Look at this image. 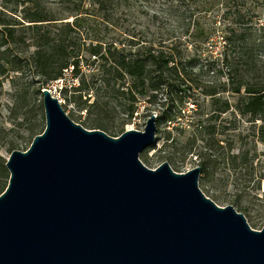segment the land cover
Wrapping results in <instances>:
<instances>
[{
	"label": "water",
	"instance_id": "95a60500",
	"mask_svg": "<svg viewBox=\"0 0 264 264\" xmlns=\"http://www.w3.org/2000/svg\"><path fill=\"white\" fill-rule=\"evenodd\" d=\"M45 126L6 159L0 193V264H264V226L198 187L200 167L151 169L143 130L112 137L86 129L41 89Z\"/></svg>",
	"mask_w": 264,
	"mask_h": 264
},
{
	"label": "trees",
	"instance_id": "16d2710c",
	"mask_svg": "<svg viewBox=\"0 0 264 264\" xmlns=\"http://www.w3.org/2000/svg\"><path fill=\"white\" fill-rule=\"evenodd\" d=\"M2 1L4 5L22 6V20L28 23L26 28L32 33L28 45L33 49L24 59L31 67L26 78L35 82L33 94H41V89L61 79L64 69L71 67V76L77 79V84L61 86L60 93L68 103L74 104L77 111H84V117L79 113L74 122L86 129H120L122 132L123 125L138 114L140 97H146L148 103L154 102V92L172 79L199 89L202 95L215 101L221 91L235 97L234 102L227 98L221 110L237 111L241 117H247L256 132L254 144L260 142L263 147L257 157L249 156L248 150L233 152L232 142L229 143L227 161L232 172V197L227 203L243 214L250 227L264 224V190L260 192L261 182H264V0H176L179 3L174 4L173 11L181 10L186 4L194 5L198 15L210 18L204 29L198 26L200 17L193 20V54L187 51L186 46L182 47L184 43L179 42L180 37L173 40L169 32L160 30L156 36L148 37L130 24L122 26L115 36L106 40H93L79 33L78 29L90 11L100 13L108 21L116 11L131 14L135 0H57L53 8L44 0ZM15 22L21 23L0 11V49L6 47L0 50V74L9 69L22 70L20 56L14 54L9 60L2 57L8 46L15 43ZM52 28L56 31L53 32ZM215 33L222 40V50L217 56L210 52L205 58V67L208 75L224 77V80L219 83L215 80L200 81L191 69L204 53L201 46ZM156 42L157 46L154 45ZM6 62L11 64V68L6 66ZM197 66L202 68L200 64ZM82 90L92 91L89 96L92 99L82 100ZM20 91L16 92L17 95ZM32 105L38 122L28 127L30 143L44 129L37 117L41 104L34 101ZM153 111L156 112L155 109ZM116 117L118 122L115 125L113 122L108 124ZM155 121L173 122L174 117L161 113L156 115ZM204 122L205 118H198L187 124L193 126L195 134L202 135L199 137L202 141L199 149L196 150L198 137L195 134L185 143L200 157V174L209 167V158L203 150L207 151L216 144L210 142V137H205L212 132ZM16 148L14 141L9 142V154ZM254 159H257L255 165ZM5 162L6 159L0 155V193L9 178ZM210 199L215 202L219 197L212 195Z\"/></svg>",
	"mask_w": 264,
	"mask_h": 264
},
{
	"label": "rangeland",
	"instance_id": "374dc122",
	"mask_svg": "<svg viewBox=\"0 0 264 264\" xmlns=\"http://www.w3.org/2000/svg\"><path fill=\"white\" fill-rule=\"evenodd\" d=\"M45 3L53 8L57 0H44ZM178 1L171 0H135L131 6V14L125 15L122 10L116 11L112 16L108 17V21L103 19V16L94 11H90L86 17L85 23L79 27L78 31L82 35L88 36L90 39L106 40L112 36H115L122 26L130 24L135 30H140L143 34L156 36L160 31L169 32L172 39L180 37L181 43H184L182 47L186 46L187 51L193 54V32L192 27L195 23L193 20L199 18L198 26L205 28L209 24L210 18L208 15H198L195 11L194 5L182 6V9L175 12L173 11L174 4ZM186 8V9H185ZM190 8V9H189ZM185 9V13H183ZM191 10L193 15L190 16ZM0 11H2L7 17L15 19L20 24H14L16 29V39L14 44H10L5 50V54L2 56L5 59H11L16 54L22 58L19 63L21 71H13L9 69L4 74H0V155L7 159L9 151L7 150L9 142L14 141L17 144L15 150L24 151L30 145V139H28V127L38 122L36 119L35 111L32 103L39 102L41 108L38 111L37 117L39 121L45 126L43 107L41 103L42 95L33 94L35 88V82L26 78L31 72L29 64L25 63V59L32 51L33 47L29 46L31 31L26 28L27 22L22 20L23 12L21 5L5 4L0 0ZM155 14V16H152ZM175 14V15H174ZM186 15L182 18V15ZM199 27V28H200ZM52 31H56L52 28ZM75 35V33H73ZM88 42V41H87ZM178 42V43H179ZM157 46V42L154 43ZM2 47L0 50L5 49ZM203 51V55L196 63L200 64L202 68L199 69L197 65L192 67L191 72L195 74V77L200 81L215 80L217 83L224 80V77H211L208 75L206 69L207 55L210 52L213 56H217L222 50V40L217 33L212 35V39H209L200 48ZM6 66L11 68V64L6 62ZM17 66V64H16ZM197 66V67H196ZM69 69H64L61 79L53 81L48 85L53 97H56L65 113L73 121L75 117L80 113L81 117H84V111H77L73 103H68L62 93H60L61 86H69L70 84L76 85L77 79L73 78ZM20 73L23 75L20 76ZM21 90L17 95V91ZM70 93V92H69ZM155 93L156 99L152 103H148L146 97H140L138 102V114L134 118L125 123L121 130L128 129L143 130L146 119L149 112L153 109L156 112H152L155 115L165 114L174 117V121H155V140L153 144L139 153L140 161L148 168H155L162 162H167L171 169L175 172H186L196 166H199L200 157L197 156L194 150H189V147L185 144L188 139H191L196 133L195 129L190 122L195 121L198 118H205L204 125L211 127L209 132L211 143L214 141L213 147L204 151L209 158V167L206 172L199 174L198 187L206 197L216 195L219 197L215 203L219 206L229 205L227 202L232 197V185L231 174L228 165V146L232 142L233 152L239 150H248L249 156H257L262 150L263 145L255 140V130L251 122L247 121V117H241L237 111H222L221 108L224 101L228 98L234 102L235 97H231L230 94L225 92H219L217 100L211 99L208 96H204L200 93L199 89L190 87L187 83H182L179 79H172L169 83ZM92 91H81V99L90 98ZM234 104V103H232ZM145 107V108H144ZM149 108V110H147ZM234 109V107H233ZM235 110V109H234ZM41 117V118H40ZM118 122V117L113 121H108L111 125ZM103 131V130H102ZM122 131V132H123ZM107 135L116 137L120 135V129L117 131H104ZM198 139L196 141V150L199 149V145H202V141L199 139V134H195ZM195 136V137H196ZM196 137V138H197ZM254 165L257 163V159L253 161ZM260 192L264 190V182H261ZM254 217H257V213L253 211ZM261 226L254 225L251 228L260 230Z\"/></svg>",
	"mask_w": 264,
	"mask_h": 264
}]
</instances>
